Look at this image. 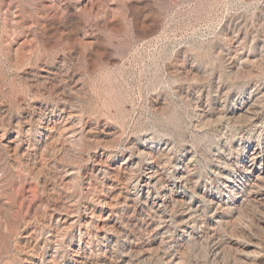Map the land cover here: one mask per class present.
Returning <instances> with one entry per match:
<instances>
[{"label": "rangeland", "instance_id": "obj_1", "mask_svg": "<svg viewBox=\"0 0 264 264\" xmlns=\"http://www.w3.org/2000/svg\"><path fill=\"white\" fill-rule=\"evenodd\" d=\"M8 1L0 264H264V173L248 168L264 146V0L140 5L158 41L92 31L86 50L76 28L30 26L33 0ZM148 165L161 187L141 182Z\"/></svg>", "mask_w": 264, "mask_h": 264}, {"label": "bare ground", "instance_id": "obj_2", "mask_svg": "<svg viewBox=\"0 0 264 264\" xmlns=\"http://www.w3.org/2000/svg\"><path fill=\"white\" fill-rule=\"evenodd\" d=\"M165 3H168L171 6L170 8H175L176 6V0H33L32 5L28 7L34 13L30 26L44 27L52 24L76 28L81 33L77 38V44L82 50H86L91 48L95 41V38L91 35L92 31L106 33L107 41H112L115 36L125 30L129 31L132 39L138 43L150 44L158 41L163 31V21L160 17L156 15L155 18L152 17V20L147 23L146 20L138 21L134 15L140 5H149L153 9L161 10ZM0 10L4 14L11 16L14 29L20 27L17 6H14L11 1L0 0ZM14 143L13 145L16 147V142ZM248 168L249 172H254L256 168H259L260 173L258 175L264 173V146L252 148ZM261 169L263 170L261 171ZM145 171V177L141 180L145 186L148 184H161L160 187L162 186V176L158 173L157 168L153 165H148ZM178 178L176 186L184 179L182 175L178 176ZM165 187H162V197L156 202L157 206L166 202V196L168 195H166ZM0 192H2L1 189ZM26 195L24 189L18 193L19 203L17 204L16 212H14L16 217L25 205ZM2 207H4V211L11 209L8 204H3Z\"/></svg>", "mask_w": 264, "mask_h": 264}]
</instances>
